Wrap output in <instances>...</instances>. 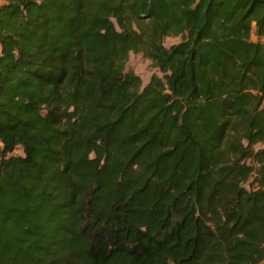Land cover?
Here are the masks:
<instances>
[{
	"label": "trees",
	"instance_id": "16d2710c",
	"mask_svg": "<svg viewBox=\"0 0 264 264\" xmlns=\"http://www.w3.org/2000/svg\"><path fill=\"white\" fill-rule=\"evenodd\" d=\"M0 144V264L264 262V0H3Z\"/></svg>",
	"mask_w": 264,
	"mask_h": 264
},
{
	"label": "rangeland",
	"instance_id": "374dc122",
	"mask_svg": "<svg viewBox=\"0 0 264 264\" xmlns=\"http://www.w3.org/2000/svg\"><path fill=\"white\" fill-rule=\"evenodd\" d=\"M3 0H0V3ZM253 38L256 39V36L253 35ZM180 40L179 37H166L165 38V44L167 46L172 45L173 43H176ZM127 69H131L133 70L137 75L140 76L143 85H145L151 78V76L153 74H159L161 75V73L159 72L158 68H156L153 64V61L147 57H145L142 53H135V52H131L129 55V59L127 62ZM2 150V144H0V153ZM16 154H22V148L18 147L16 149Z\"/></svg>",
	"mask_w": 264,
	"mask_h": 264
},
{
	"label": "crops",
	"instance_id": "0c3cea01",
	"mask_svg": "<svg viewBox=\"0 0 264 264\" xmlns=\"http://www.w3.org/2000/svg\"><path fill=\"white\" fill-rule=\"evenodd\" d=\"M260 264H264V262H261Z\"/></svg>",
	"mask_w": 264,
	"mask_h": 264
}]
</instances>
